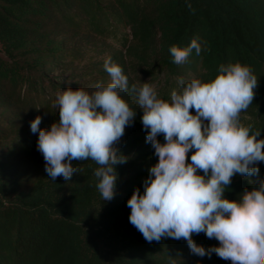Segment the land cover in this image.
Segmentation results:
<instances>
[{
    "label": "trees",
    "instance_id": "16d2710c",
    "mask_svg": "<svg viewBox=\"0 0 264 264\" xmlns=\"http://www.w3.org/2000/svg\"><path fill=\"white\" fill-rule=\"evenodd\" d=\"M195 37L200 54L175 64L169 47ZM0 47V264H232L215 253L193 254L183 238L149 243L129 222L127 200L136 188L143 194L158 162L133 94H123L136 117L117 145L128 161L116 166L111 201L96 188L91 159L72 161L79 171L71 180L52 181L30 122L39 115V127L48 129L59 121V88L92 91L109 82L108 56L130 88L148 82L164 100L178 78L207 82L219 65L240 62L258 77L240 119L264 139V0H0ZM157 139L164 143L162 134ZM262 181L237 174L224 195L238 199ZM192 238L205 250L219 246L204 233Z\"/></svg>",
    "mask_w": 264,
    "mask_h": 264
},
{
    "label": "clouds",
    "instance_id": "9594fccd",
    "mask_svg": "<svg viewBox=\"0 0 264 264\" xmlns=\"http://www.w3.org/2000/svg\"><path fill=\"white\" fill-rule=\"evenodd\" d=\"M193 50L201 52L199 37L186 47H169L177 65L187 63ZM103 67L110 81L95 83L92 91L57 90L53 107L59 110L58 122L48 129L39 127V115L30 122L31 132L39 133L37 150L48 177L69 181L79 171L72 161L91 159L98 166L94 175L102 200L115 197L116 166L128 161L117 145L136 117V109L123 98L131 93L142 109L146 142L158 162L148 170L143 194L136 188L127 200L129 222L149 243L183 238L201 257L215 253L232 264H264V181L244 189L238 199L224 195L235 175L256 176L258 164L264 162V139H257L261 130L240 119L258 87L253 69L235 62L219 65L218 74L207 82L180 77L170 99L164 100L148 82L130 88L122 67L110 56ZM161 134L164 143L157 139ZM200 233L219 246L205 250L197 245L192 237Z\"/></svg>",
    "mask_w": 264,
    "mask_h": 264
},
{
    "label": "rangeland",
    "instance_id": "374dc122",
    "mask_svg": "<svg viewBox=\"0 0 264 264\" xmlns=\"http://www.w3.org/2000/svg\"><path fill=\"white\" fill-rule=\"evenodd\" d=\"M0 48H1V47H0ZM0 55L3 56V54H2L1 52H0ZM192 151H194V149L191 150V151L188 153V160H187V162H190V157H191ZM258 167H259V174L256 175V176H251V177H249L250 179H253V180L258 181V180H260L261 178H263V176H264V162H260V163L258 164Z\"/></svg>",
    "mask_w": 264,
    "mask_h": 264
}]
</instances>
